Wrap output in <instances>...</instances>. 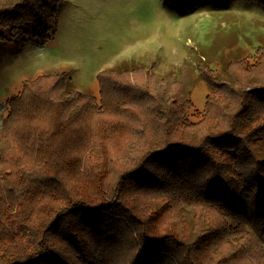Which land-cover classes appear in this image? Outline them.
Segmentation results:
<instances>
[{"label": "trees", "instance_id": "trees-1", "mask_svg": "<svg viewBox=\"0 0 264 264\" xmlns=\"http://www.w3.org/2000/svg\"><path fill=\"white\" fill-rule=\"evenodd\" d=\"M61 1L0 0V43L15 29L47 42ZM246 61L225 70H249ZM135 70L148 73L100 70L99 93L121 91V74ZM212 78L220 98H208L197 120L185 116L181 93L149 95L162 128L135 149L142 119L116 148L111 128L122 121L69 89L64 71L25 80L0 119V264H264V74ZM231 85L240 86L237 106ZM122 88L130 100L148 95Z\"/></svg>", "mask_w": 264, "mask_h": 264}, {"label": "rangeland", "instance_id": "rangeland-1", "mask_svg": "<svg viewBox=\"0 0 264 264\" xmlns=\"http://www.w3.org/2000/svg\"><path fill=\"white\" fill-rule=\"evenodd\" d=\"M4 37L14 39L0 43V119L8 113V98L19 93L25 80L64 71L68 88L92 94L97 107L102 100L104 117L122 121L111 128L112 135L118 137L116 148L125 147L124 139L131 138L126 127L138 119L145 123L128 149H135L142 136L148 139L153 129V134L161 130L151 102L154 97H149L156 96L160 88L188 99L185 116L197 120L205 116L208 98H220L213 90L212 75L233 83L249 80L256 72L264 74V58H257L264 50V0H62L52 38L44 44L16 29L3 30L1 39ZM240 58L247 59L246 68L250 69L229 74L227 64ZM257 59L261 62L255 63ZM136 67L148 73L125 72L119 79L121 91L110 92L103 85L99 93L100 70L120 72ZM202 70H211L210 77L206 74L203 78ZM231 86L234 89H225V93L237 106L242 103L240 86ZM122 87L148 95L141 93L130 100ZM231 91L237 96H231ZM209 106L214 109L212 103ZM144 109L147 119L143 118ZM173 109L176 107L171 105ZM227 113L222 110L218 118L225 119ZM97 120L95 117L93 122ZM182 211L190 222L192 210Z\"/></svg>", "mask_w": 264, "mask_h": 264}]
</instances>
